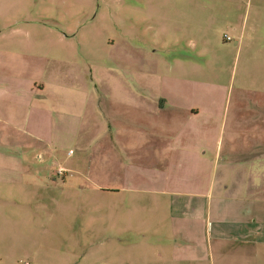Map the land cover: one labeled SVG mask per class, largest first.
<instances>
[{"label":"rangeland","instance_id":"obj_1","mask_svg":"<svg viewBox=\"0 0 264 264\" xmlns=\"http://www.w3.org/2000/svg\"><path fill=\"white\" fill-rule=\"evenodd\" d=\"M134 83L200 104L186 130L201 132L209 166L186 179L215 184L207 220L175 219L158 185L116 184L111 165L98 175L127 156L109 114ZM238 108L264 124V0H0V264H152L178 257L175 242L178 264H245L243 241L215 234L242 217L213 163ZM252 256L264 264V243Z\"/></svg>","mask_w":264,"mask_h":264},{"label":"crops","instance_id":"obj_2","mask_svg":"<svg viewBox=\"0 0 264 264\" xmlns=\"http://www.w3.org/2000/svg\"><path fill=\"white\" fill-rule=\"evenodd\" d=\"M130 54L132 59V52ZM141 61L151 65L149 60ZM134 66L138 71L139 59L136 55ZM142 84L148 86L146 89L152 88L149 82ZM134 85L130 88L132 92L128 97L111 100L113 109L109 114L114 118V142L121 153L127 154L126 159L120 154V157L115 158L118 163L99 162L98 175H105L104 168L111 165L115 169L113 179L116 184H124L128 177L135 184L139 182L142 185H158L159 188L153 191L157 195L171 197V216L175 219L207 220L208 198L212 196L215 184L212 183L211 187L205 189L197 179H186L187 168L193 166L195 170H202L209 166V161L200 154L203 147L201 132L191 134L186 130L187 123L197 121L200 116V104H187L181 92L175 96L154 100L140 94L138 83ZM36 89L43 91L45 85H40V88L37 86ZM105 105L107 103L101 99L96 100L93 103L94 111L107 112ZM238 109L226 141L224 132L213 136V163L225 170V177L217 188V194L226 195L229 200L242 201V217L230 212L231 219L226 225L223 223L222 231H215V234L218 238L242 240L244 250L248 251L245 264H257L252 254L260 243H264V150H261L264 149V124L259 125L257 119L249 118L251 115L244 117L239 113L241 109ZM157 117L161 118L158 125L155 122ZM223 151L227 155L221 159ZM236 153H242L243 158L235 159ZM128 158L131 159L130 162L126 161ZM125 170L129 172L126 174ZM249 170H254V173ZM218 223L221 226L222 222ZM209 230L212 231L211 224ZM169 245L163 246V249H168ZM172 245L174 251L179 249L176 255L178 257L174 256L171 260L166 255L158 254L155 259L160 264H178L179 261H185L180 257L182 244L175 242ZM212 264H215L214 258Z\"/></svg>","mask_w":264,"mask_h":264}]
</instances>
